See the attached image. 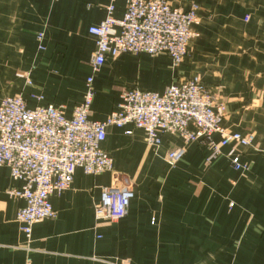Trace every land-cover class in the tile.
Wrapping results in <instances>:
<instances>
[{
    "label": "crops",
    "instance_id": "0c3cea01",
    "mask_svg": "<svg viewBox=\"0 0 264 264\" xmlns=\"http://www.w3.org/2000/svg\"><path fill=\"white\" fill-rule=\"evenodd\" d=\"M109 2L6 0L0 14V100L21 95L29 107L62 105L69 116L91 74L95 39L88 28L104 18ZM168 2L198 6L197 35L187 42L186 55L176 66L163 53L108 56L92 73L89 118L104 120L123 89L162 92L197 77L225 105L222 125L252 133L253 141L223 146L210 163L207 147L189 143L169 166L165 154L183 145L178 137L163 135L154 148L141 129L108 126L100 146L112 169L90 175L77 168L69 187L49 196L55 216L35 223L29 241L15 219L24 201L7 193L20 182L0 165V264H264V0L256 9L236 0ZM125 5L114 0L113 16L120 18ZM38 33L43 49L37 47ZM232 153L250 169H233ZM126 184L133 190L126 215L97 219L101 188Z\"/></svg>",
    "mask_w": 264,
    "mask_h": 264
},
{
    "label": "built area",
    "instance_id": "2783aa9c",
    "mask_svg": "<svg viewBox=\"0 0 264 264\" xmlns=\"http://www.w3.org/2000/svg\"><path fill=\"white\" fill-rule=\"evenodd\" d=\"M113 1L105 6L104 18L88 28L95 39L91 74L85 81L83 99L69 116L62 105L29 107L21 95H6L0 100V165H6L11 177L20 182L18 188H10L7 193L24 201L15 219L28 241L35 223L55 216L49 196L66 190L77 168L90 175L112 169L111 157L100 146L108 126L141 129L146 144L154 148L161 145L163 135L178 137L183 145L165 154L169 166L183 157L189 143L207 147L205 162L210 163L223 146H248L253 141L252 133L242 134L222 125L225 105L216 102L197 77L178 80L162 92L123 89L115 108L104 120L90 119L92 73L108 56L116 58L123 52L163 53L176 66L187 53L189 39L197 35L193 30L199 22L195 4L182 9L168 0H125L123 15L117 18L112 14ZM36 38L37 47L43 49L42 33ZM131 132L125 130V134ZM214 135H218V140ZM229 160L235 170L250 169V163L241 161L238 154H230ZM132 197L131 184L102 187L95 217L122 218Z\"/></svg>",
    "mask_w": 264,
    "mask_h": 264
},
{
    "label": "rangeland",
    "instance_id": "374dc122",
    "mask_svg": "<svg viewBox=\"0 0 264 264\" xmlns=\"http://www.w3.org/2000/svg\"><path fill=\"white\" fill-rule=\"evenodd\" d=\"M236 1L244 4L246 7L252 8V9L253 8H255V9L259 8V6L261 5V4H259L261 0H236ZM224 2H225V4H227L229 2V0H224ZM5 3H6V0H0V14L2 12H4V6H1V5H4ZM211 253H213V252L211 251ZM219 259H222V258H219ZM206 264H223V263L217 262L216 260H214V261L206 262Z\"/></svg>",
    "mask_w": 264,
    "mask_h": 264
}]
</instances>
